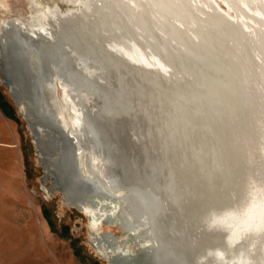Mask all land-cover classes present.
Returning a JSON list of instances; mask_svg holds the SVG:
<instances>
[{
	"label": "bare ground",
	"instance_id": "1",
	"mask_svg": "<svg viewBox=\"0 0 264 264\" xmlns=\"http://www.w3.org/2000/svg\"><path fill=\"white\" fill-rule=\"evenodd\" d=\"M74 1L0 24L1 79L33 133L44 189L86 214L109 264H264V0ZM12 62L32 94L8 76ZM98 78L114 87L111 110L144 116L163 146L151 180L115 151L109 108L90 93ZM55 80L79 110L77 131ZM126 82L137 100L123 99ZM88 153L102 178L84 167Z\"/></svg>",
	"mask_w": 264,
	"mask_h": 264
},
{
	"label": "rangeland",
	"instance_id": "2",
	"mask_svg": "<svg viewBox=\"0 0 264 264\" xmlns=\"http://www.w3.org/2000/svg\"><path fill=\"white\" fill-rule=\"evenodd\" d=\"M54 3L63 9L77 5L74 0H0V24L4 18L27 20L37 16L46 4ZM12 64L8 76L16 80L22 75L19 85L26 94H32L35 84L27 66L22 70ZM54 84L56 96L62 101L63 116L77 131L80 113L69 89L58 80ZM32 134L0 73V264H109L91 245L86 214L69 206L59 191L44 189L42 180L47 174ZM84 162L87 170L102 178L101 165L95 156L86 154ZM53 178L51 175L48 187L54 185ZM103 229L127 237L119 227L103 226Z\"/></svg>",
	"mask_w": 264,
	"mask_h": 264
},
{
	"label": "water",
	"instance_id": "3",
	"mask_svg": "<svg viewBox=\"0 0 264 264\" xmlns=\"http://www.w3.org/2000/svg\"><path fill=\"white\" fill-rule=\"evenodd\" d=\"M100 60H102L100 58ZM127 64H129L127 62ZM131 67L136 68V66L132 65L130 63ZM1 66V65H0ZM103 67V66H102ZM0 67V71H1ZM82 68V67H81ZM109 68V67H108ZM101 70V69H100ZM103 72V71H102ZM101 72V73H102ZM108 73L107 76V81H110L111 84H115L117 85V83L115 82L114 78L116 75V73ZM96 75H98V72H95ZM117 76V75H116ZM132 76L130 74H127L125 76V80L129 82V80H132L131 78ZM76 79V77H75ZM116 79V78H115ZM99 80L98 85H92L91 87V95L93 98H95V100H97V102H105V106L107 108H109L108 111H106L107 113H104V119H106V122L108 124V128L109 131L112 132L114 134V136H118L119 138L122 139V141L120 140V142H118L119 145L116 144L115 147V151H117L119 154L124 153V155L130 159V161H132L131 156H135L138 160V162L140 163L141 169L143 171V179L144 180H151L152 176L149 172L148 174V168H149V159L150 157H159L160 156V152L165 151L162 145H156V144H151L150 140H149V136H148V132H149V123L147 121L146 118H144V116H138L137 114L134 113V110L129 111L128 115L125 112H121L118 115H116V113H114V111L111 110V108L113 107L111 102H113V89L114 87L111 86V89H109V87H107L106 85V90H105V80ZM134 82V80H132ZM63 85V83H61V86ZM76 83L73 84L71 87V92H75L76 93ZM123 86L120 87L121 91V95L123 97L124 100H131V99H136L137 97L133 95V91L131 86L126 82L122 84ZM133 85V84H132ZM120 86V85H119ZM63 87V86H62ZM124 87V88H123ZM119 89V90H120ZM110 92H112L111 94V98L109 97L108 93L110 94ZM75 97V95H74ZM68 106L69 108L72 110L73 106L71 104V102H68ZM106 114V115H105ZM136 114V115H135ZM155 130V129H153ZM122 151V152H121ZM160 176L162 177L161 173L158 175L159 179ZM157 177V176H156ZM156 179V178H155ZM154 179V180H155ZM158 180V179H157Z\"/></svg>",
	"mask_w": 264,
	"mask_h": 264
},
{
	"label": "clouds",
	"instance_id": "4",
	"mask_svg": "<svg viewBox=\"0 0 264 264\" xmlns=\"http://www.w3.org/2000/svg\"><path fill=\"white\" fill-rule=\"evenodd\" d=\"M217 256H219V257L222 259V254H220V253H217Z\"/></svg>",
	"mask_w": 264,
	"mask_h": 264
}]
</instances>
